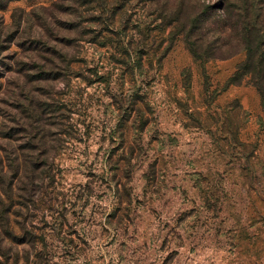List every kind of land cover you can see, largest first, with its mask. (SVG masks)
<instances>
[{
    "label": "rangeland",
    "instance_id": "obj_1",
    "mask_svg": "<svg viewBox=\"0 0 264 264\" xmlns=\"http://www.w3.org/2000/svg\"><path fill=\"white\" fill-rule=\"evenodd\" d=\"M109 1L0 0V264H264L244 53L196 61L159 5Z\"/></svg>",
    "mask_w": 264,
    "mask_h": 264
},
{
    "label": "trees",
    "instance_id": "obj_2",
    "mask_svg": "<svg viewBox=\"0 0 264 264\" xmlns=\"http://www.w3.org/2000/svg\"><path fill=\"white\" fill-rule=\"evenodd\" d=\"M93 1L100 8L111 5L109 0ZM148 1L159 5L158 18L177 30L196 61L227 59L243 52L244 59L237 64L228 84L248 80L260 96L264 113V0H220L209 5L199 0ZM12 229L11 222L0 218V234L13 240Z\"/></svg>",
    "mask_w": 264,
    "mask_h": 264
}]
</instances>
